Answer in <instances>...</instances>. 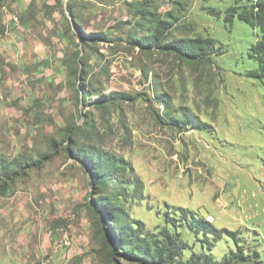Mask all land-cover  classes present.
Segmentation results:
<instances>
[{
    "label": "rangeland",
    "instance_id": "rangeland-1",
    "mask_svg": "<svg viewBox=\"0 0 264 264\" xmlns=\"http://www.w3.org/2000/svg\"><path fill=\"white\" fill-rule=\"evenodd\" d=\"M232 2L73 1L80 33L107 37L82 48L84 83H97L94 89L104 95L121 94L96 108L78 101L63 63L81 41L74 28L68 30L67 0H0V156H46L41 167L0 189V264H138L111 260L94 235L88 207L94 189L66 150L70 141L62 130L69 127L81 143L130 163L121 207L151 239L167 227L187 241L183 257L208 253L204 233L186 230L178 219L180 211L210 214L217 229L234 232L216 242L206 235L216 259L241 247L258 253L248 264H264V86L248 75L256 63L247 55L258 30L237 18L229 26L223 14L208 10L223 11ZM155 6L179 18L172 37H214L208 58L188 63L132 45L133 11ZM163 94L167 105L159 101ZM186 116L205 128L182 123ZM168 217L182 226L171 227Z\"/></svg>",
    "mask_w": 264,
    "mask_h": 264
},
{
    "label": "trees",
    "instance_id": "trees-1",
    "mask_svg": "<svg viewBox=\"0 0 264 264\" xmlns=\"http://www.w3.org/2000/svg\"><path fill=\"white\" fill-rule=\"evenodd\" d=\"M57 1L62 2V0ZM73 1L75 0H67L65 10L71 16L74 29L81 41L80 44L76 43V46L80 48L63 60L69 76V85L75 89L76 98L83 106L91 103L96 108H105L113 104L121 94L111 92L104 95L94 89L97 88V83L91 86L85 84L83 80L87 74V63L80 54L82 48L89 46L88 40L107 37L101 33H92L88 36L80 33L81 23ZM158 9L159 7L155 6L154 11L143 8L133 11L132 29L128 33L129 42L145 52L152 49L170 53L188 63H200L207 59L217 40L214 37H172L171 27L176 26L179 18L172 11L162 14L158 12ZM208 10L217 17L223 14V21L229 26L237 18L258 30L256 39L247 52L248 57L255 61L256 68L249 71L248 75L259 79L264 86V0H233L223 11L214 8ZM67 21L68 30L72 31L70 19ZM158 98L163 104H168L167 95H159ZM170 120L174 119L171 117ZM184 122H190L194 129L205 128L206 124L189 116H186L182 123ZM74 129V127L63 129V140L70 141L66 150L83 165L84 171L90 175V185L94 191L89 193L92 196L88 201V207L97 224L94 235L101 241L102 247L107 249V255L111 260H115L118 256L133 259L138 264H248L253 259L255 260L257 252L245 253L241 247L216 259L210 252L212 242L207 240L210 237L206 235L212 234L213 237L210 239L216 242L223 232L233 237L234 232L225 228L217 229L206 220L205 216L198 217L188 211H180L181 219L178 220L183 222L186 230L196 234L204 233L207 238L205 242L210 246L207 249L208 253L191 251L187 257H183V252L190 249L187 241L180 235V232L170 231L167 227H164L157 237L151 239L148 233L143 232L142 222L129 219L121 207L120 198L123 195L121 190H124L122 180L128 169L133 171L130 163L123 157L100 151L93 144L81 143V137L77 136ZM45 157L43 155L41 159ZM41 159H33L27 155H18L10 159L0 156L1 191H5L7 182L24 175L27 169L41 167ZM135 178L138 179L136 176ZM166 223L173 228L182 226L177 225L172 217H168ZM236 246H240L239 242ZM261 262L262 260L259 259L255 261V264Z\"/></svg>",
    "mask_w": 264,
    "mask_h": 264
},
{
    "label": "crops",
    "instance_id": "crops-1",
    "mask_svg": "<svg viewBox=\"0 0 264 264\" xmlns=\"http://www.w3.org/2000/svg\"><path fill=\"white\" fill-rule=\"evenodd\" d=\"M22 25L27 28L29 23L24 22V24H22ZM28 45H29V43L27 44V46H24L25 52H23V54H25L26 52H28L30 50V47H28ZM46 51L49 52L48 50H46ZM57 54H59V53L57 52ZM43 57H45L46 58L45 60H47V61L50 59V58L48 59V57H46L45 55ZM49 61H51V59Z\"/></svg>",
    "mask_w": 264,
    "mask_h": 264
},
{
    "label": "bare ground",
    "instance_id": "bare-ground-1",
    "mask_svg": "<svg viewBox=\"0 0 264 264\" xmlns=\"http://www.w3.org/2000/svg\"><path fill=\"white\" fill-rule=\"evenodd\" d=\"M211 217V218H210ZM210 217L206 216V220L210 223H213L214 222V217L212 215H210Z\"/></svg>",
    "mask_w": 264,
    "mask_h": 264
},
{
    "label": "water",
    "instance_id": "water-1",
    "mask_svg": "<svg viewBox=\"0 0 264 264\" xmlns=\"http://www.w3.org/2000/svg\"><path fill=\"white\" fill-rule=\"evenodd\" d=\"M65 8H66V5H65ZM68 13V12H67ZM68 17H69V19H70V22H71V24H72V27L74 28V23H73V21H72V18H71V16L68 14Z\"/></svg>",
    "mask_w": 264,
    "mask_h": 264
},
{
    "label": "built area",
    "instance_id": "built-area-1",
    "mask_svg": "<svg viewBox=\"0 0 264 264\" xmlns=\"http://www.w3.org/2000/svg\"><path fill=\"white\" fill-rule=\"evenodd\" d=\"M208 217H210V214H207ZM211 218V217H210Z\"/></svg>",
    "mask_w": 264,
    "mask_h": 264
}]
</instances>
